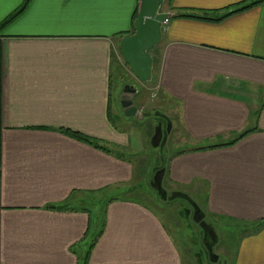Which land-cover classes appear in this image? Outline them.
<instances>
[{"label": "crops", "instance_id": "crops-1", "mask_svg": "<svg viewBox=\"0 0 264 264\" xmlns=\"http://www.w3.org/2000/svg\"><path fill=\"white\" fill-rule=\"evenodd\" d=\"M23 2L0 0V23ZM244 2L168 0L152 80L184 146L163 180L235 224L232 264H264V0L218 22L179 17ZM137 6L31 0L0 32V264H184L164 220L134 197V165L111 114L115 52Z\"/></svg>", "mask_w": 264, "mask_h": 264}, {"label": "rangeland", "instance_id": "rangeland-1", "mask_svg": "<svg viewBox=\"0 0 264 264\" xmlns=\"http://www.w3.org/2000/svg\"><path fill=\"white\" fill-rule=\"evenodd\" d=\"M167 1L161 5L160 11L166 8ZM148 52L153 58V71L156 74L159 45ZM115 53L114 66L117 76L114 74L111 82V114L120 134L127 141L128 146L123 149V155L129 157L134 165V180L131 186L136 192L134 197L147 202L164 220L168 232L183 256L184 264L186 261L189 264H232L236 235L230 230L235 224L204 213L200 209L203 203L201 195L196 196L194 203L176 197L173 186L166 179L162 178L161 182V193L165 199L161 198L156 189L153 182L156 172L165 168L168 158L174 155L179 147H184L173 127L176 110L170 103L160 99L153 80L144 84L138 82L129 72L119 50ZM127 85H133L137 90L133 95L132 105L141 114L140 121L125 117L121 108V95ZM157 128H161V139L159 145L154 147L152 138ZM160 166L164 168H159ZM195 204L199 209L198 224L193 221ZM98 211H102L100 204Z\"/></svg>", "mask_w": 264, "mask_h": 264}, {"label": "water", "instance_id": "water-1", "mask_svg": "<svg viewBox=\"0 0 264 264\" xmlns=\"http://www.w3.org/2000/svg\"><path fill=\"white\" fill-rule=\"evenodd\" d=\"M165 1L167 0H138L136 18L133 22L134 30L132 34L120 38L118 43L119 52L129 72L142 84L152 81L153 58L148 51L159 45L162 39V27L170 18V14L160 11ZM136 93L137 90L133 85L125 86L120 105L125 117L136 118L140 121L142 116L132 105V98ZM160 139L161 128H157L152 138L153 146H158ZM163 175L164 169L157 171L153 182L161 198L165 199L161 193ZM193 206V221L198 224L200 222L199 209Z\"/></svg>", "mask_w": 264, "mask_h": 264}, {"label": "trees", "instance_id": "trees-1", "mask_svg": "<svg viewBox=\"0 0 264 264\" xmlns=\"http://www.w3.org/2000/svg\"><path fill=\"white\" fill-rule=\"evenodd\" d=\"M31 0H24V2L22 3V5L15 11L13 12L10 16H8L3 22L0 23V32L5 29L8 25H10L13 21H15L19 16H21L26 9L29 6ZM245 4L235 10H231V11H227L225 12V14L221 15V16H215L213 17V14L209 13V12H203L200 16H196V15H180L179 17H186V18H195V19H199V20H204V21H212V22H218L221 21L222 19L226 18L227 16L233 14V13H238L244 10H247L253 6L259 5L262 3V0H245L244 2ZM136 12L134 13V18L133 20H135L136 18ZM215 15V14H214ZM134 28L132 27V30L130 32V34H132ZM62 132L64 134H66L67 136H69L70 138L79 141L81 143L87 144L95 149L104 151V152H108V147H107V143L106 142H102L100 140H96L94 138H91L89 136H86L84 134H80L78 132H74L71 130H62ZM245 134H242L241 136H239V138L243 137ZM238 138V139H239ZM236 140L230 142L229 144L226 145H232ZM223 145H218V146H212L211 148H216V147H221ZM158 163V162H157ZM161 164V162H160ZM159 168H164V166H160ZM158 168H156L157 170ZM154 168L152 169V173H153ZM149 182H151V180H149ZM111 200V198H104L102 200H100L101 203L105 204L108 203ZM87 205L88 207H90V205H92V199H87ZM99 202V201H97ZM100 204V203H98ZM97 204V206H98ZM67 207V204L65 206H63L62 208ZM96 207V206H95ZM98 215V214H97ZM100 235V232L97 233L96 237H98Z\"/></svg>", "mask_w": 264, "mask_h": 264}, {"label": "flooded vegetation", "instance_id": "flooded-vegetation-1", "mask_svg": "<svg viewBox=\"0 0 264 264\" xmlns=\"http://www.w3.org/2000/svg\"><path fill=\"white\" fill-rule=\"evenodd\" d=\"M210 257V256H209ZM211 258V257H210Z\"/></svg>", "mask_w": 264, "mask_h": 264}]
</instances>
